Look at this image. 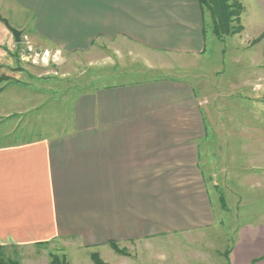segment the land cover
Segmentation results:
<instances>
[{
	"label": "crops",
	"instance_id": "obj_1",
	"mask_svg": "<svg viewBox=\"0 0 264 264\" xmlns=\"http://www.w3.org/2000/svg\"><path fill=\"white\" fill-rule=\"evenodd\" d=\"M6 2L29 13L30 27L56 45L112 39L139 48L146 66L167 70H193L191 60L204 57L198 0ZM55 104L37 116L42 132L30 128L26 136L0 125V250L10 247L22 264L53 246L69 264H94L90 253L112 264V242L144 244L175 233L171 256L151 250L131 264H186L184 237L210 214L203 194L183 206L176 191L187 188L180 173L198 172L196 142L204 137L192 85L160 78ZM237 230L228 264H264V225L249 221Z\"/></svg>",
	"mask_w": 264,
	"mask_h": 264
},
{
	"label": "rangeland",
	"instance_id": "obj_2",
	"mask_svg": "<svg viewBox=\"0 0 264 264\" xmlns=\"http://www.w3.org/2000/svg\"><path fill=\"white\" fill-rule=\"evenodd\" d=\"M239 2L244 7L240 15L242 30L220 38L211 32L210 14L203 7L207 34L204 57L192 59L190 67L194 69L189 71L177 66L174 70L150 68L139 48L112 44V39L97 37L79 47L53 44L30 27L29 13L12 9L6 0H0V15L21 31L16 42L0 21V95L5 98L0 125L8 133L30 136V128L42 132L45 120L37 116L50 112L45 109L48 104L72 101L115 85L160 78H180L190 83L204 137L196 142L198 172L180 173L179 183L187 188L176 191L183 206L203 194L210 214L207 221L199 222L202 225L197 231L184 237L189 259L186 264H228L237 229L249 221L264 225V0ZM169 64L178 62L170 60ZM183 206L181 212L185 211ZM173 236L179 235L144 244L118 243V251L111 247L116 256L113 262L139 263V258L148 256L151 250L154 255L166 250L171 256ZM54 247L42 254L44 258L27 257L26 263L49 264L50 255L67 261L68 255ZM1 251L5 258L18 260L10 247Z\"/></svg>",
	"mask_w": 264,
	"mask_h": 264
},
{
	"label": "trees",
	"instance_id": "obj_3",
	"mask_svg": "<svg viewBox=\"0 0 264 264\" xmlns=\"http://www.w3.org/2000/svg\"><path fill=\"white\" fill-rule=\"evenodd\" d=\"M201 7H204L210 14L212 33L217 38L222 36H230L242 30L240 24V15L244 7L239 0H198ZM111 247L118 251L116 243L112 242ZM91 258L95 264H104L98 258L96 253L91 254ZM0 264H22L17 259H7L0 250ZM49 264H69L65 259L58 256L50 255Z\"/></svg>",
	"mask_w": 264,
	"mask_h": 264
},
{
	"label": "water",
	"instance_id": "obj_4",
	"mask_svg": "<svg viewBox=\"0 0 264 264\" xmlns=\"http://www.w3.org/2000/svg\"><path fill=\"white\" fill-rule=\"evenodd\" d=\"M0 21L3 22V25L5 26V28H7L12 33L15 41L19 42L21 31L17 30V28H15V27H12L9 24L8 20L6 18L2 17V15H0Z\"/></svg>",
	"mask_w": 264,
	"mask_h": 264
}]
</instances>
